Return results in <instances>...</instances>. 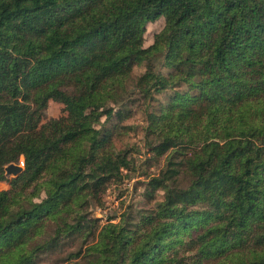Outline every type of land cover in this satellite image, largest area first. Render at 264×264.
<instances>
[{"label":"trees","instance_id":"16d2710c","mask_svg":"<svg viewBox=\"0 0 264 264\" xmlns=\"http://www.w3.org/2000/svg\"><path fill=\"white\" fill-rule=\"evenodd\" d=\"M2 106L0 264H264V0H0ZM131 133L163 163L100 223Z\"/></svg>","mask_w":264,"mask_h":264},{"label":"rangeland","instance_id":"374dc122","mask_svg":"<svg viewBox=\"0 0 264 264\" xmlns=\"http://www.w3.org/2000/svg\"><path fill=\"white\" fill-rule=\"evenodd\" d=\"M162 26V19H157L154 22H150L146 26V32L144 33V44L147 45L152 40V34L159 30V28ZM1 98H5L8 100L10 105H17L24 103L27 104L28 102L24 101L21 97H14L11 98L9 96H5L4 93L1 94ZM6 102V103H8ZM8 106H2L0 108V117L4 115V113L7 111ZM57 111L56 105L52 104L49 109L48 113L55 114ZM131 123H141L140 121V113L135 109L134 114L132 115V119L130 120ZM19 133V131L9 132V133H2L0 134V164L2 165L4 172L3 177L0 179V189H5L8 187V179L13 176L11 174H7L5 172V167L11 163H18L19 165H22V155L21 153L12 145L13 138ZM127 142L129 145L137 148L140 153H132L136 159H135V171H125L123 182L119 185H111L107 187L105 192L103 193V203L104 207L102 209L100 208H94L93 214L97 217H101L100 223H104V220L111 216V215H117L121 211H123L127 205L131 204L132 202L139 199V193L141 192V186L138 184V182L142 181L144 179V175L141 174L142 171L150 172V173H156L159 169V167L163 163V158H159L157 161H154L151 165H146V168L144 170V164L140 165L141 168L138 166L141 161L145 159V157L150 156L149 153H145V149L142 146V139L141 135L139 133L130 134L127 138ZM137 165V166H136ZM117 217L113 219V221H116ZM69 247L63 248L60 252H58L56 255L44 258L43 261L40 262V264H53L54 261H57L65 251V249H68Z\"/></svg>","mask_w":264,"mask_h":264},{"label":"water","instance_id":"95a60500","mask_svg":"<svg viewBox=\"0 0 264 264\" xmlns=\"http://www.w3.org/2000/svg\"><path fill=\"white\" fill-rule=\"evenodd\" d=\"M21 170L22 166L15 163H11L5 167V172L13 176L17 175Z\"/></svg>","mask_w":264,"mask_h":264}]
</instances>
